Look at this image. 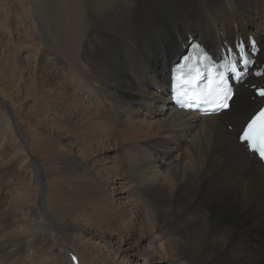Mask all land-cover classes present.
I'll return each instance as SVG.
<instances>
[{
	"label": "bare ground",
	"instance_id": "1",
	"mask_svg": "<svg viewBox=\"0 0 264 264\" xmlns=\"http://www.w3.org/2000/svg\"><path fill=\"white\" fill-rule=\"evenodd\" d=\"M249 35L264 65V0H0V264H264L254 78L218 115L169 97L190 38Z\"/></svg>",
	"mask_w": 264,
	"mask_h": 264
},
{
	"label": "snow or ice",
	"instance_id": "2",
	"mask_svg": "<svg viewBox=\"0 0 264 264\" xmlns=\"http://www.w3.org/2000/svg\"><path fill=\"white\" fill-rule=\"evenodd\" d=\"M250 50V48H249ZM237 63H241L244 67H247V61L244 60L243 55L239 54L237 49ZM230 75H234L230 74ZM202 77L198 73L192 80L187 81L186 83L195 85ZM223 83V81H221ZM257 94L259 97L264 98V88H259ZM232 93H229L224 97V101L229 100L232 97ZM221 101L218 105L219 108H227L229 105ZM216 109L214 108L213 111ZM241 139L248 144V146L254 151L259 152L260 157L264 158V108L259 109V111L250 119L246 127L243 130Z\"/></svg>",
	"mask_w": 264,
	"mask_h": 264
},
{
	"label": "rangeland",
	"instance_id": "3",
	"mask_svg": "<svg viewBox=\"0 0 264 264\" xmlns=\"http://www.w3.org/2000/svg\"><path fill=\"white\" fill-rule=\"evenodd\" d=\"M92 14V13H91ZM93 15V14H92ZM90 29L92 30L93 29V27L91 26L90 27ZM90 30V31H91ZM2 46V45H1ZM5 49V50H4ZM6 51H7V48H2V47H0V61H2V65L1 66H3L2 68L3 69H6V67H8V65L6 66ZM183 51H185V50H183ZM4 55V56H3ZM2 57V58H1ZM5 63V64H4ZM258 82V80H255L254 79V81H253V84L254 83H257ZM258 85H259V83H257ZM247 87V86H246ZM152 91L154 90V87H152V89H151ZM246 98H248V100L249 99H251L252 100V98H251V96L250 97H246ZM232 112V111H231ZM231 114V113H230ZM230 114H227V116H229ZM219 121H221V122H223V124H225L226 125V121H225V119H224V117H223V119H220L219 118ZM227 127H228V125H226ZM233 125H229V129L230 130H232L231 129V127H232ZM234 127V126H233ZM47 243H50L49 242V239L47 238ZM36 249H37V252H38V254H37V252H36ZM42 251V253H41V251ZM33 251V256H34V259H35V262H36V264H44V262H43V260L41 261V259H43V257H44V250L41 248V247H34V249L32 250ZM35 251V252H34ZM35 255H37V256H35ZM40 255H43V257L42 256H40Z\"/></svg>",
	"mask_w": 264,
	"mask_h": 264
}]
</instances>
